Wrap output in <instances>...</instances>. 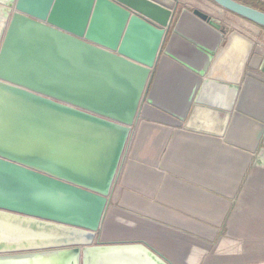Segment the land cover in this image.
Returning a JSON list of instances; mask_svg holds the SVG:
<instances>
[{"label":"water","instance_id":"obj_1","mask_svg":"<svg viewBox=\"0 0 264 264\" xmlns=\"http://www.w3.org/2000/svg\"><path fill=\"white\" fill-rule=\"evenodd\" d=\"M212 1L264 28L263 11ZM225 37L222 21L151 0H0V264H171L98 234L146 106L186 130L240 110L251 77L203 80ZM177 39L194 56L176 57ZM170 59L194 76L165 96L173 111L154 97ZM212 87L226 109L208 100Z\"/></svg>","mask_w":264,"mask_h":264},{"label":"crops","instance_id":"obj_2","mask_svg":"<svg viewBox=\"0 0 264 264\" xmlns=\"http://www.w3.org/2000/svg\"><path fill=\"white\" fill-rule=\"evenodd\" d=\"M151 1L176 10L167 0ZM260 50L240 81L244 85L252 78L249 94L240 110L236 104L226 126L221 112H213L199 130L139 117L98 234L100 243L143 242L171 264H264L263 45ZM174 52L178 58L194 56L178 39ZM171 70L162 91L176 99L194 76L173 59L165 63L163 77ZM218 96L215 91L212 99Z\"/></svg>","mask_w":264,"mask_h":264},{"label":"bare ground","instance_id":"obj_3","mask_svg":"<svg viewBox=\"0 0 264 264\" xmlns=\"http://www.w3.org/2000/svg\"><path fill=\"white\" fill-rule=\"evenodd\" d=\"M253 49L254 42L251 39L245 37L244 35L238 32L230 34L225 46H223L222 48L219 57L213 65V69L210 74L212 79L223 80L235 84L240 83L245 73L247 63L251 59ZM260 60L261 59L259 57H256L253 62L254 65H258ZM172 73L173 70H171L167 74V76L163 78V83L169 82L168 78ZM162 90V85L156 88L154 95L155 99L159 100L163 105L170 107L172 111L175 110V105L170 104L168 102V100L165 98L167 94L166 92L165 94H163ZM189 90L190 85H188L186 92ZM215 91L219 95V99H212V94L215 93ZM208 92V89L203 90V94H207ZM208 100L219 108L226 109V107H228V104H226L227 98L224 97L222 92H220L219 90H215L214 87H212ZM142 116L148 119L179 124L178 121L172 119L168 115L158 111L157 109L151 106H146L144 108V110L142 111Z\"/></svg>","mask_w":264,"mask_h":264},{"label":"rangeland","instance_id":"obj_4","mask_svg":"<svg viewBox=\"0 0 264 264\" xmlns=\"http://www.w3.org/2000/svg\"><path fill=\"white\" fill-rule=\"evenodd\" d=\"M171 4H176V17L181 13L183 9H187L191 12L199 10L200 12L211 17L213 20L222 21V27L225 33V43L228 40L230 34L238 32L245 37L251 39L254 42V49L252 51L251 59L261 52L260 46H264V28L240 17L228 11L225 12V16L222 14L221 7L214 3L212 0H167ZM217 13H215V12ZM174 25V23H173ZM172 25V27H173ZM1 44V41H0ZM249 63L246 66V75L250 71ZM147 97V96H146ZM147 104V99L143 105Z\"/></svg>","mask_w":264,"mask_h":264},{"label":"trees","instance_id":"obj_5","mask_svg":"<svg viewBox=\"0 0 264 264\" xmlns=\"http://www.w3.org/2000/svg\"><path fill=\"white\" fill-rule=\"evenodd\" d=\"M237 1L264 12V5L259 3L257 0H237Z\"/></svg>","mask_w":264,"mask_h":264},{"label":"built area","instance_id":"obj_6","mask_svg":"<svg viewBox=\"0 0 264 264\" xmlns=\"http://www.w3.org/2000/svg\"><path fill=\"white\" fill-rule=\"evenodd\" d=\"M259 3H261V4H263L264 5V0H257ZM221 11H222V14L225 16V12H226V10H224V9H222L221 8ZM220 19H222V17L220 18ZM219 19V20H220ZM223 20V19H222ZM221 21V20H220Z\"/></svg>","mask_w":264,"mask_h":264}]
</instances>
